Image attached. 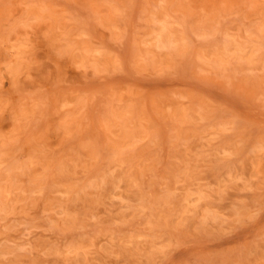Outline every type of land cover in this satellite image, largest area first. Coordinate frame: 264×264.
I'll list each match as a JSON object with an SVG mask.
<instances>
[{
  "label": "rangeland",
  "instance_id": "374dc122",
  "mask_svg": "<svg viewBox=\"0 0 264 264\" xmlns=\"http://www.w3.org/2000/svg\"><path fill=\"white\" fill-rule=\"evenodd\" d=\"M0 264H264V0H0Z\"/></svg>",
  "mask_w": 264,
  "mask_h": 264
}]
</instances>
